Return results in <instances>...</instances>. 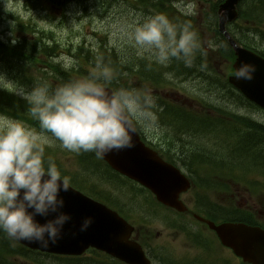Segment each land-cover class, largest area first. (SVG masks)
I'll return each instance as SVG.
<instances>
[{
    "label": "clouds",
    "instance_id": "obj_1",
    "mask_svg": "<svg viewBox=\"0 0 264 264\" xmlns=\"http://www.w3.org/2000/svg\"><path fill=\"white\" fill-rule=\"evenodd\" d=\"M172 7L183 17L196 15L195 0H172ZM129 28L127 41L137 55L159 66L167 68L175 59L192 67L197 52L206 54L190 20L174 23L159 13L137 20ZM208 47H214L212 41ZM60 61L64 68L70 66L69 58L60 57ZM256 71L254 65L241 63L234 74L239 80L251 81ZM163 75L172 78L171 73ZM112 79L111 71L97 63L88 76L55 88L44 83L31 91L20 89L17 94L27 102L41 133L21 121L0 118V232L7 237L44 247L55 245L73 219L62 211L65 200L61 197L70 190L71 178L46 157L50 141L44 132L51 133L62 149L91 152L103 159L112 151L131 148L138 131L156 127L154 110L158 106L151 93L123 87L110 90ZM92 223L91 217L85 218L79 231H87Z\"/></svg>",
    "mask_w": 264,
    "mask_h": 264
},
{
    "label": "water",
    "instance_id": "obj_2",
    "mask_svg": "<svg viewBox=\"0 0 264 264\" xmlns=\"http://www.w3.org/2000/svg\"><path fill=\"white\" fill-rule=\"evenodd\" d=\"M239 1L241 0H229L221 7L220 13H224L220 19V31L235 49L238 56L236 68L241 63H249L254 65L257 71L251 81L231 78L230 82L234 83L251 100L264 107V60L239 47L225 30L227 22L237 17L236 5ZM132 144L131 148L110 152L104 159L114 169L149 188L160 201L182 210L177 199L181 192L189 188L188 181L179 171L165 164L155 153L144 148L136 134L132 138ZM61 197L65 200V207L62 211L73 218L66 224L63 238L57 244L47 247L28 241L20 242L32 249L68 255H81L89 247L94 246L107 250L129 263L143 264L144 261L137 255L138 251L135 247L118 244L121 241L119 238L125 239L129 236L130 229L115 214L96 205L71 188L67 193L62 192ZM88 217L93 219V223L87 231L80 232L79 227L82 221ZM51 218L53 217L48 219ZM37 220L41 223L46 222V218L43 217H37ZM217 231L224 244L232 247L244 260L252 264H264V231L236 224H225L217 228Z\"/></svg>",
    "mask_w": 264,
    "mask_h": 264
},
{
    "label": "rangeland",
    "instance_id": "obj_3",
    "mask_svg": "<svg viewBox=\"0 0 264 264\" xmlns=\"http://www.w3.org/2000/svg\"><path fill=\"white\" fill-rule=\"evenodd\" d=\"M2 2V14L0 15V37L3 40H22L26 36L25 33H17L16 30L18 21L12 18V16H14L19 18V21L26 26L30 25L36 29L44 30L46 32H53L56 41L66 50L72 49L79 44H83L86 47L89 46V48H97L100 40L106 36L111 47L119 48L120 46L122 50L129 49L136 52V49H134L127 41L126 32L130 30L129 26L137 20L142 21L146 17L160 13L153 7L139 8V6L134 7L132 5H128L127 2L113 3L109 8L98 12V8H96V1L93 0L89 4L90 11L86 16L83 14L81 7H77L76 3L71 4V6L64 13L56 9H47L41 4L35 5L33 2L31 4H27V0H3ZM200 6H197L196 13L198 14L201 10L203 15L208 7L205 9L204 6ZM252 8L253 7L250 6L248 9ZM63 15H65V18ZM52 18H54V20H52ZM197 26L201 33L211 32L209 26L203 22L198 23ZM31 35L39 36L40 34L32 33ZM202 43L208 44V38L205 37ZM253 45L256 46L259 51L264 52V38H259ZM67 55L62 57L69 58ZM123 56L124 59L129 58L124 53ZM39 69L42 70L43 68L39 67ZM40 70L36 71L35 69L31 68L28 74L31 75L33 72L35 76H41L39 73ZM11 83V77L0 69V88H10L13 91H18L19 88H16ZM179 85L181 87L179 92L184 98L186 95L183 92L189 94L194 91L190 85ZM173 97L169 96L171 101H181L177 97ZM210 100H212L211 97ZM236 112L241 115H248L256 121H264L263 112L254 110L249 111L246 109H239L237 107ZM0 118L3 117L0 116ZM44 135L47 136L50 141V146H47L48 148L52 149L54 152L66 153L61 154V160L67 167L72 169V166L75 164V161H73L74 153L62 149L60 142L52 135ZM224 199L226 200V198L220 197L214 201L221 202ZM238 201L240 206H255L260 217L264 218V199H257L255 197L250 198V195H240ZM221 248L225 250L227 254L229 253L228 249L223 247ZM50 262L53 264H59L54 260H50Z\"/></svg>",
    "mask_w": 264,
    "mask_h": 264
},
{
    "label": "trees",
    "instance_id": "obj_4",
    "mask_svg": "<svg viewBox=\"0 0 264 264\" xmlns=\"http://www.w3.org/2000/svg\"><path fill=\"white\" fill-rule=\"evenodd\" d=\"M31 1V0H29ZM70 0H34V4H42L44 3L47 6H56L57 8H64L68 5ZM86 0H80V2H85ZM99 8L107 7L114 0H99ZM253 8L258 11H263L264 13V0H254ZM146 2V0H143ZM84 12L88 11V7L86 8L83 5ZM0 13H1V0H0ZM256 13V12H255ZM189 20V19H188ZM185 21H182L184 23ZM215 23V22H214ZM194 29L197 31L199 38L201 37V33L198 28L193 24ZM17 33H35L32 26L19 25L17 27ZM45 33V32H40ZM213 33H219L217 29H213ZM225 52L224 47H222ZM54 47H49L47 45L39 48L38 43H29L27 41L20 42L17 45L13 46L11 43H6L0 41V68L6 72H8L11 76H13L21 85L27 86H35V80L27 75L28 69H30V65L34 63V61L40 56L44 54L46 57L54 56ZM232 55L229 54V58ZM73 58L76 60V65L74 68L70 70L64 69L61 65H57L54 63H48L46 65L47 68V77L55 83L56 86L66 83L71 80L80 79L88 76L95 68L97 63H101L103 66L107 67L112 73V81L109 85L110 87L119 89L121 85L119 84V80L121 79L122 67L121 62L119 60V56L116 53H110L103 45L100 46L97 50L85 49L83 46H79L76 49V53L73 55ZM158 67L157 64H154ZM39 84H50L47 81L40 80L37 82ZM50 84V88H55ZM28 104L25 101L20 100L16 95L8 92L7 90L0 91V113H4L10 116H13L19 120L24 121L29 124L33 128L37 130H41L39 123L36 119L31 117L28 112ZM209 122L206 120V124ZM262 128L260 126L252 127V131L243 132V130H239V140L234 143V150L237 154V159L240 161L238 163L239 171L244 169V175H250L249 171L254 169H258L259 167H263L264 170V140H262V136H264L263 131L260 132ZM244 137V139H242ZM236 149V150H235ZM246 161L245 165H241V162ZM263 161V163H262ZM239 183L245 184L246 181L242 178L241 175L238 176ZM251 183V182H249ZM242 219H234L233 221L242 222ZM2 232H0V256H13L20 255L24 256L31 260L33 264H43L40 259L41 255L36 252L28 251L20 247H16L14 244H11L7 237L3 234V240L1 238ZM6 242L9 246L13 245V253L5 247ZM6 262H1L0 264H16L11 263L7 260ZM45 263V262H44ZM46 264V263H45ZM62 264H72L70 260H66Z\"/></svg>",
    "mask_w": 264,
    "mask_h": 264
},
{
    "label": "flooded vegetation",
    "instance_id": "obj_5",
    "mask_svg": "<svg viewBox=\"0 0 264 264\" xmlns=\"http://www.w3.org/2000/svg\"><path fill=\"white\" fill-rule=\"evenodd\" d=\"M141 134H143L147 142H150V139L143 131H141ZM174 152H175L174 157L179 158L177 161H179L181 165L189 166L192 164L193 160H192L191 153L185 152V151H174ZM166 227L173 234H176V235H173L174 237H181L180 243L184 242L187 246H190L192 244L190 241L194 242L198 236L204 237L207 235L210 238V240H208V243H207L210 249V254H209L210 261H211L210 264H220V257L218 256L215 248L213 249V243H215V240H216L215 234L209 231L207 225L202 224V225L194 226L192 224H186V225H169ZM159 235L161 234H158V236ZM142 238H143V234L141 233V231L139 232L137 231L135 234V240L136 241L138 240L141 243ZM178 244L179 243H177L171 249L165 251V254L167 255L166 258L170 260L172 263L173 261L179 262V261H183L187 259V256L177 254L179 249H181L180 247H178ZM154 252H155V249H154V246H152V248L150 249V252H147V254L149 257L152 258L153 257L152 254Z\"/></svg>",
    "mask_w": 264,
    "mask_h": 264
},
{
    "label": "bare ground",
    "instance_id": "obj_6",
    "mask_svg": "<svg viewBox=\"0 0 264 264\" xmlns=\"http://www.w3.org/2000/svg\"><path fill=\"white\" fill-rule=\"evenodd\" d=\"M189 129H190L191 131H196V128H195L193 125H190V126H189Z\"/></svg>",
    "mask_w": 264,
    "mask_h": 264
}]
</instances>
